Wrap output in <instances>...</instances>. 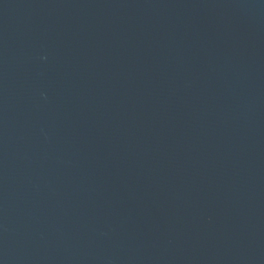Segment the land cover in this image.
<instances>
[{"label": "water", "instance_id": "water-1", "mask_svg": "<svg viewBox=\"0 0 264 264\" xmlns=\"http://www.w3.org/2000/svg\"><path fill=\"white\" fill-rule=\"evenodd\" d=\"M0 264H264L260 0H0Z\"/></svg>", "mask_w": 264, "mask_h": 264}]
</instances>
